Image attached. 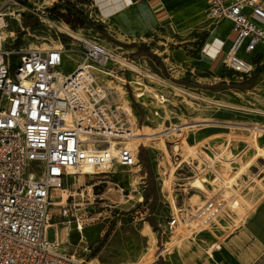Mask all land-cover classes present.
<instances>
[{"label": "built area", "instance_id": "1", "mask_svg": "<svg viewBox=\"0 0 264 264\" xmlns=\"http://www.w3.org/2000/svg\"><path fill=\"white\" fill-rule=\"evenodd\" d=\"M17 1L0 0V13ZM205 2L209 19H228L232 24L233 38L222 66L237 75L249 76L264 58V0ZM76 7L84 8L82 3ZM4 23L7 26L8 21ZM7 38L10 40L0 38V264H98L56 243L57 227L49 218V208L52 192L63 188L74 174H84V167L102 168L108 173L116 166H139L141 143L130 144L137 119L131 106L122 103L119 92L100 78L113 79L107 75L114 73L109 65L120 68L121 63L110 48L89 36L71 37L75 45L58 37L61 48L16 46L15 37ZM72 51L77 59L73 60V68L65 72V62ZM220 52L217 48L216 53ZM130 82L125 80L122 85ZM137 85L141 89V83ZM139 93L137 98L144 94L142 90ZM155 100L161 108L167 98L160 93ZM181 127L169 123L158 133L168 136ZM249 129L258 132L254 139L261 147L258 139L264 136V125L252 124ZM225 138L220 148L212 140L203 142L183 163L191 177L204 176L203 183L209 190L204 193L185 182L171 190V211L164 229L170 238L156 249L153 264L183 239V225L192 229V238H198L210 231L219 217L228 218V209H238L233 203L240 197L243 184L256 173L251 168H257V160L264 157L258 154L252 139L238 137L237 141L247 142L250 155L241 158L246 147L228 154L235 149L229 148L230 136ZM195 159L200 167L193 164ZM194 193L203 198L200 204L190 203ZM77 196L89 200L85 189ZM74 207L66 199L60 204L61 216L73 215ZM81 219L76 218L79 232L82 228L78 223L85 226ZM239 221L240 218L232 224ZM48 227L55 229L53 241L46 237ZM172 237L178 242L168 246Z\"/></svg>", "mask_w": 264, "mask_h": 264}, {"label": "rangeland", "instance_id": "2", "mask_svg": "<svg viewBox=\"0 0 264 264\" xmlns=\"http://www.w3.org/2000/svg\"><path fill=\"white\" fill-rule=\"evenodd\" d=\"M56 1L64 4L67 0H18L16 4H11L9 11L19 12L20 15L4 17V21H8V24L7 26L5 24V29L1 31L2 37L5 41L10 40L7 38L9 36L15 37L14 45L29 46L30 48L49 46L61 48L62 43L58 41V37L62 42H75L73 44L75 45L76 41L58 30L59 26H64L70 31L77 32L79 36H89L105 44L115 53L114 57L121 60V62L118 61L121 64L120 68L119 65H109L114 73L110 72L108 75L114 77L113 80H109L108 76H100V78L119 92L125 106H131L137 119L136 131L138 135L136 140L130 144L136 146L140 142L141 145L139 166L131 168L116 166L111 172L104 174H77L65 183L63 187L65 192L53 191L52 203L59 202L62 194H65L66 197L75 195L66 198L67 203H71L75 207L72 208L73 215L62 217L60 205H51L49 208L50 218L55 222L57 230L58 228L69 229V236L62 237V247L81 258L92 259L98 264H153L152 261L157 253L156 249L170 238L164 229L171 211L169 204L171 190L177 188V184L180 182H185L187 186L191 185L190 188L200 189L204 193L209 190V186L203 183L204 176L191 177L190 169L183 164L188 161L189 154L187 152L190 145L199 147L203 142L212 140L215 142L214 145L220 148L222 147L221 142L227 136L231 138L229 148L235 149L228 154L245 149L247 145V142L243 144L237 140L238 138L242 140L247 138L250 131L249 126L238 128L233 127V124H225L229 126L218 125V127L201 129L204 125L198 124L202 123L188 120L200 119L198 116H191L203 115L202 113H206V111L241 116L261 114L264 110V106L261 105L262 97H264V58L261 63H257L249 76H240L230 70H224L225 73L222 77L227 76L226 80L211 79L205 82L209 84L202 86L209 87V95L201 94L198 91L174 85L171 81H173L172 76L176 73L173 72L175 64H179L185 54L192 53L196 56V53L206 44L207 27L213 21L208 18L204 6L201 5L200 8L193 11L192 19L176 21L175 25L167 30L162 29L161 33H147L140 38L128 39L113 28L106 17L101 16L97 21L93 20L94 16L89 18L84 8L82 13L87 20L84 25L67 23L56 14L49 13L48 9ZM28 14L31 17L30 22L33 24L23 21ZM192 35L194 37H190ZM148 53L154 54L157 59L149 56ZM69 54L63 69L65 72L73 68V60L77 59L73 51ZM125 67L126 69H124ZM124 79L131 81L130 84L122 85ZM181 80L185 85L194 84V81L189 77H184ZM139 82L141 89H138ZM250 83L255 85L254 91L242 94L239 89L249 86ZM141 90L144 94L137 98L136 95ZM160 93L168 101L158 108L159 104L155 100V95ZM252 97H255L257 102ZM169 99H171L170 102ZM171 101L177 103L179 108ZM173 105L176 111H174V107L172 109ZM156 110H158L157 115L155 114ZM179 122L181 126L184 124L196 125L191 127L192 129H187L184 142L177 141L178 133L168 136H160L158 133V137L154 138L155 132L160 131L167 124ZM251 139L252 143L256 144L253 137L247 140ZM162 140L166 144L167 153L161 147ZM258 142L264 148V136L259 137ZM175 143L183 144L179 152H175L172 148ZM263 148L261 151L264 157ZM259 151L258 154L261 155ZM250 152L251 150L246 147L241 158L248 157ZM190 153L192 154V150ZM193 164L197 167L201 166L196 159ZM256 164L257 168L252 167L251 171H258L259 167H263L264 159H258ZM226 166L230 168V165ZM166 178H168L169 185L165 182ZM207 180L209 181V179ZM82 189L87 190L89 200H83L77 196V193ZM201 199L203 198L199 194L194 193L193 197H190V203L199 202L198 204H200ZM242 202L238 197L233 203L241 212H243ZM79 217L85 224L82 233L76 230V218ZM69 221L70 223L67 224ZM209 229L217 236L211 228ZM191 230L183 225L180 229V237H183V242L188 241V247L192 246L195 250L201 251V247L190 236ZM55 235L53 227L46 229V237L49 241H53ZM171 239L174 240H170L171 243L168 246L178 242L176 238L172 237ZM184 247L186 246L184 245ZM188 247L186 250L189 249ZM183 248H181V257L185 259L186 254H184ZM175 252L172 253L170 250L164 253V256L158 257L154 264H174ZM196 256L202 257L200 252H196ZM202 264L213 263L206 260Z\"/></svg>", "mask_w": 264, "mask_h": 264}, {"label": "crops", "instance_id": "3", "mask_svg": "<svg viewBox=\"0 0 264 264\" xmlns=\"http://www.w3.org/2000/svg\"><path fill=\"white\" fill-rule=\"evenodd\" d=\"M70 1L74 2L76 6L78 3H82L84 11L88 13L89 18L94 16L93 20L97 21L101 16L106 17L112 27L120 31V33L128 39L132 37L140 38L147 33H161L163 31L162 29L167 30L175 25L176 21H184L183 19L186 18L192 19L193 11L200 8L201 5L204 6L207 13L205 0ZM81 10H83V8H81ZM23 21H31L30 15H26ZM209 24L210 26L207 27L206 44L196 53V56L192 53L185 54L179 61V64H175L176 67L173 72L176 73L172 76L173 81H171L174 85L183 87L187 90H195L205 95H209V87L202 86L203 84H209L205 82L211 79L226 80L227 76L222 77L227 70L222 66V58L233 38L230 20L224 19L220 22H210ZM190 37L194 36L192 35ZM217 48L221 49L219 54L216 53ZM184 77H189L194 81V84L190 86L183 84V80L181 79ZM254 88L255 85L250 83L249 86L241 88L239 91L243 94L248 91H254ZM252 98L257 102L255 97ZM171 99H169V102ZM166 101H168V99ZM171 103L177 104L172 101ZM261 105L264 106V97H262ZM176 106L179 108L178 104ZM173 107L174 111H176L174 105L172 109ZM202 114L203 115L195 114L191 116H198L200 119L188 121L202 123L198 124L204 125L201 129L218 127V125L229 126L225 124H233V127L238 128H247L252 124L264 125V110H262L261 114L255 113L251 116L228 113H209L207 111ZM176 124L181 123L179 122ZM193 126L196 125H182L179 132H177V141L184 142L187 129H192L191 127ZM256 134L258 135V132L250 130L245 140L250 137L255 138ZM154 135V138H157L158 132H155ZM253 145L260 150L259 152H261L263 156L262 149L258 147L257 143ZM182 146V143H175L172 148L175 152H179ZM197 146L198 145H190L187 154H191V150L192 153H194V149ZM161 147L163 151L167 153L164 140L161 141ZM167 179L168 178L165 179V182L169 185ZM192 197L193 195L191 198ZM240 199L243 201L241 203L243 212L239 209H228V218L219 217L216 224L211 227L217 236L211 231H205L201 233L198 238H193L195 243L201 247V251L195 250L192 246L188 247V241L185 240L183 242L184 239L179 241L171 250L172 253L176 251L174 258H176L177 261L175 259L174 264H202V262L206 260L211 261L213 264H264V166L261 168L259 167V170L253 174V178L243 184L240 190ZM239 218L240 221L236 225H233L232 222L237 221ZM184 245L186 247L183 248ZM187 247L189 251L186 250ZM181 248H183L184 254H186L185 259L181 257ZM196 252H200L202 257L198 258Z\"/></svg>", "mask_w": 264, "mask_h": 264}, {"label": "bare ground", "instance_id": "4", "mask_svg": "<svg viewBox=\"0 0 264 264\" xmlns=\"http://www.w3.org/2000/svg\"><path fill=\"white\" fill-rule=\"evenodd\" d=\"M10 10V8H6V9H4V10H1V13H0V15H2V16H0V38L1 39H4L3 37H2V34H1V31H3L4 29H5V23H4V17L5 16H10V17H18V15L16 14V13H14L13 11H9ZM58 30L61 32V33H63V34H65V35H68V36H70V37H73V38H79L80 36H79V34L77 33V32H74V31H70L67 27H64V26H59L58 27ZM63 45V44H62ZM216 51H217V49H216ZM115 59L117 60V61H120L121 62V60L120 59H118L117 57H115ZM130 66V65H129ZM108 75V74H107ZM112 77V76H111ZM109 80H113L112 78H108ZM138 95H141V93H139ZM239 109V108H238ZM137 131L136 130H134V135H133V137H132V140H131V142H133L134 140H136V138H137ZM81 172L82 173H84V174H88V173H90V174H104V173H106V171H104V170H102V168H97V169H92V168H89V167H84V168H82V170H81ZM109 173V172H108ZM75 175H77V174H74L73 175V177L75 176ZM56 192H65L64 191V188H60V189H57V190H55ZM66 195L65 194H62L61 195V200L59 201V202H53L52 203V205H54V206H58V205H60V204H63L64 203V201L66 200ZM49 218H50V215H49ZM67 224H69V222H67ZM79 224V227L80 228H82L81 229V233H82V231H83V228H84V226L79 222L78 223ZM76 230H77V228H76ZM69 236V229L68 228H58V230H57V239H56V243L58 244V245H60V246H62L63 245V243H62V237H68Z\"/></svg>", "mask_w": 264, "mask_h": 264}, {"label": "trees", "instance_id": "5", "mask_svg": "<svg viewBox=\"0 0 264 264\" xmlns=\"http://www.w3.org/2000/svg\"><path fill=\"white\" fill-rule=\"evenodd\" d=\"M48 11L50 14L54 13L60 18H63L67 23L73 25L82 26L87 21L86 17L82 13V10L76 7L75 3L70 0H67L64 4L56 2L48 9ZM26 22L27 24H33L30 21ZM148 55L157 59V57L152 53H148Z\"/></svg>", "mask_w": 264, "mask_h": 264}]
</instances>
